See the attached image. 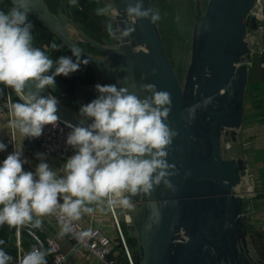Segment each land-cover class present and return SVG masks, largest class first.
Listing matches in <instances>:
<instances>
[{
	"label": "water",
	"instance_id": "water-1",
	"mask_svg": "<svg viewBox=\"0 0 264 264\" xmlns=\"http://www.w3.org/2000/svg\"><path fill=\"white\" fill-rule=\"evenodd\" d=\"M13 1V0H11ZM255 0H210L202 17V42L188 87L182 88L161 42L156 23L135 20L129 36L116 47L95 57L81 48L59 25L41 0H30V12L58 35L75 52L101 72L100 85L117 84L139 94L141 84H154L171 94L169 126L177 132L168 149L171 187L161 183L150 194L131 199L142 205L137 229L141 259L138 264H242L241 213L236 194L244 168L236 159L222 156L221 135L236 126L242 116L248 52L244 35L255 27L248 12ZM127 0H115L124 13ZM151 8L149 0H143ZM138 37V38H136ZM96 84V85H97ZM135 85V87H133ZM29 90L31 85L28 86ZM98 93L95 85H79L74 94L79 106L85 94ZM42 95H50L49 88ZM59 117L73 125L80 117L58 103ZM91 123V121H87ZM181 241H175L178 233Z\"/></svg>",
	"mask_w": 264,
	"mask_h": 264
},
{
	"label": "clouds",
	"instance_id": "clouds-1",
	"mask_svg": "<svg viewBox=\"0 0 264 264\" xmlns=\"http://www.w3.org/2000/svg\"><path fill=\"white\" fill-rule=\"evenodd\" d=\"M30 5V0H13L8 12L0 11V84L12 88L20 101L7 105L9 127L23 138H39L46 125L55 127L61 121L57 97L44 96L43 90L55 87L57 76L67 77L87 62L69 56L53 61L34 47ZM117 12L111 4L96 10L100 16ZM124 13L133 22L147 19L155 24L160 20L159 12L145 8L143 0H127ZM106 28L116 39L133 31L131 26L112 23ZM95 89L97 98L80 107L79 124L70 126L66 144L74 154L59 170L51 169L44 155L37 154L41 162L35 171H24L22 144L0 164V226L42 228V217L58 215L64 235L84 215L114 206L131 209V198L137 194H150L161 183L171 187L168 178L174 173L167 157L177 135L167 123L171 94L157 90L154 84H141L139 94L117 84H97ZM5 150L0 142V152ZM87 235L80 234L81 238ZM47 255L42 247L34 246L16 264H47ZM12 260L0 248V264H12Z\"/></svg>",
	"mask_w": 264,
	"mask_h": 264
},
{
	"label": "crops",
	"instance_id": "crops-1",
	"mask_svg": "<svg viewBox=\"0 0 264 264\" xmlns=\"http://www.w3.org/2000/svg\"><path fill=\"white\" fill-rule=\"evenodd\" d=\"M41 1L57 23L63 26L70 37L89 54L101 57L105 55L106 49L114 48L116 41H119V39L110 36L106 28L108 23L116 26L113 15L100 16L96 14V10L100 7L109 4L114 6L115 0H77L75 5L71 3V0ZM6 2L13 4L11 0H6ZM29 14L32 15L31 13ZM32 16L37 18L39 22L53 33L51 40L59 44V51L69 50L78 54L56 35L47 24L43 23L35 15ZM39 48L49 56L50 47L42 44ZM244 57L245 61L249 60L250 63L247 64L242 116L236 126L228 127L222 133V156L225 159H236L245 171L236 189V194L241 197L244 206L241 213V231L243 232L239 239L241 241V252L247 257V261H242V264H264V54H244ZM80 58H82L81 61L87 62L86 64H81L84 78L74 77L73 73L67 77L63 75L57 76L55 78V87H49L50 95L57 97L59 103L65 107L67 106L62 102L61 98L56 96L58 93L59 96L69 97L73 102H76L75 104L71 102L70 108H67L78 115L80 106L75 97L74 89L79 85H96L101 74L93 63L81 55H73L72 59L80 61ZM51 59L55 61L58 58L53 56ZM92 95V92L85 94V100L88 103L93 100ZM9 101L20 102L19 97L15 95L13 90H10ZM8 121L9 112L5 87L0 84V132L7 140L11 141ZM14 141L15 147L22 144V160L26 161L23 167L34 172L36 166L41 162L37 154H43L42 150L39 147H26L23 137L17 131H14ZM73 154L64 156H46L43 154L44 162L51 169L59 170L66 163L67 158ZM137 205H134L135 209L142 206L137 207ZM135 209L120 210L121 221L125 224L127 223L124 220V214L128 213L131 217V223L127 224V226L133 224L137 227L140 222L141 214L139 218L136 217L133 213ZM41 219L43 220L42 228H32L30 224L23 226L24 234L22 236L21 233L19 234V248L23 255L31 250L32 240L28 229L32 228L35 229L42 240L50 236L58 242L61 250L67 256L65 264H101L84 250L74 253L71 249V241L65 235L60 234L61 231L58 226L46 216ZM78 222L86 229L99 227L110 236L114 237L115 235L113 221L108 210L100 211L98 209L90 215H84ZM116 248L119 247L117 246ZM118 259L121 258L118 257ZM118 264H121L120 261Z\"/></svg>",
	"mask_w": 264,
	"mask_h": 264
},
{
	"label": "built area",
	"instance_id": "built-area-1",
	"mask_svg": "<svg viewBox=\"0 0 264 264\" xmlns=\"http://www.w3.org/2000/svg\"><path fill=\"white\" fill-rule=\"evenodd\" d=\"M115 9V5L113 6ZM118 10V9H117ZM117 21H124L129 24L133 20L127 17L122 11L113 15ZM248 17L255 18V27L248 28L244 35V41L246 43L248 52L245 55H252L253 53L264 54V0H255L251 6ZM138 38V37H136ZM246 65L250 63L249 60L245 61ZM5 87V95L7 98V105L9 101L10 87ZM14 91V90H13ZM10 119V116H9ZM60 123L57 126L46 125L43 130V134L39 138H23L25 146L39 147L43 154L48 155H71L74 153V149L66 144L67 134L71 131L70 126L73 125L60 118ZM11 141L7 140L0 132V142L6 145V150L0 152V164L7 157L8 154L15 150L14 130L10 128ZM24 171H29L23 167ZM62 202V201H61ZM133 202V200H132ZM120 210H124L119 206H114L111 210H108L114 225L115 235L114 237L105 233V231L99 227L84 228L80 222H73V230L64 234L72 243L71 249L74 253L84 250L91 254L101 264H118L119 255H122L126 264H135L132 258L129 248L127 246L121 223H120ZM48 219L54 222L61 231V224L58 220V215H47ZM124 220L127 224L131 223V217L128 213L124 214ZM28 232L31 236L32 244L31 249L35 246L37 248H43L48 252L47 262L48 264H65L67 262L66 254L61 250L58 242L53 237H46L42 240L36 233L35 229L29 228ZM81 233H88L87 236L81 238ZM17 245H20L19 234L20 228L17 230ZM183 233L177 234L175 241H181L183 239ZM119 248H116V247ZM20 258V257H19ZM18 258V259H19Z\"/></svg>",
	"mask_w": 264,
	"mask_h": 264
},
{
	"label": "rangeland",
	"instance_id": "rangeland-1",
	"mask_svg": "<svg viewBox=\"0 0 264 264\" xmlns=\"http://www.w3.org/2000/svg\"><path fill=\"white\" fill-rule=\"evenodd\" d=\"M209 1L149 0L152 9L157 10L160 14V20L156 22L157 30L182 88L188 87L196 56L202 42L204 34L202 32L201 20L203 15L207 13ZM73 75L79 78L85 77L82 65H80L79 70L74 72ZM56 96L60 97L62 102L70 108L69 106L73 102L71 98L61 97L59 93ZM73 103L75 104L76 102ZM132 203L133 205H137L134 200ZM137 207L140 206L137 205ZM132 209H135V206ZM142 210L143 207L141 206L140 208H136L133 213L139 218ZM120 223L127 246L133 258L135 249L140 252L138 231L137 229H129L127 224L121 221V218ZM127 238L132 240L128 243Z\"/></svg>",
	"mask_w": 264,
	"mask_h": 264
},
{
	"label": "trees",
	"instance_id": "trees-1",
	"mask_svg": "<svg viewBox=\"0 0 264 264\" xmlns=\"http://www.w3.org/2000/svg\"><path fill=\"white\" fill-rule=\"evenodd\" d=\"M12 7H13V4L7 3L6 0H0V11L8 12ZM28 19L33 25L32 33H33V46L34 47L39 48L42 44H46L51 49L49 50L50 58H53V56L56 58H59L60 56L72 57L74 55V52L69 51V50H64L62 52L59 51V48H58L59 44L51 40L53 33L46 26H44L41 22H39L37 18L29 14ZM53 44L57 45L56 49H53L51 47ZM20 233H21V236L24 234L23 226L20 227ZM0 240L4 241V243L0 245V248H3L13 258L12 264H16L18 258L23 256L22 251L17 245L16 228L9 227L7 224L0 226ZM130 240L132 239H128V243L130 242ZM22 243L23 241L21 237V245ZM133 253H134L133 254L134 262L135 264H138L139 260L141 259L140 252L139 250L135 249ZM119 258H121L119 259L121 264L126 263L121 255H119Z\"/></svg>",
	"mask_w": 264,
	"mask_h": 264
},
{
	"label": "bare ground",
	"instance_id": "bare-ground-1",
	"mask_svg": "<svg viewBox=\"0 0 264 264\" xmlns=\"http://www.w3.org/2000/svg\"><path fill=\"white\" fill-rule=\"evenodd\" d=\"M243 183H244V182H243ZM244 184H245V183H244ZM237 188H238V187H237ZM237 188H236V189H237Z\"/></svg>",
	"mask_w": 264,
	"mask_h": 264
},
{
	"label": "flooded vegetation",
	"instance_id": "flooded-vegetation-1",
	"mask_svg": "<svg viewBox=\"0 0 264 264\" xmlns=\"http://www.w3.org/2000/svg\"><path fill=\"white\" fill-rule=\"evenodd\" d=\"M116 47V46H115Z\"/></svg>",
	"mask_w": 264,
	"mask_h": 264
}]
</instances>
